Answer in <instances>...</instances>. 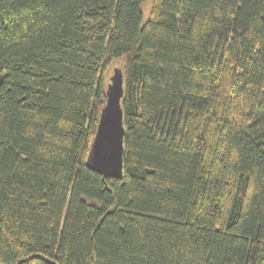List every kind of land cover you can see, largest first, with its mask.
Here are the masks:
<instances>
[{
  "label": "trees",
  "instance_id": "obj_1",
  "mask_svg": "<svg viewBox=\"0 0 264 264\" xmlns=\"http://www.w3.org/2000/svg\"><path fill=\"white\" fill-rule=\"evenodd\" d=\"M145 1L0 0V264H264V0Z\"/></svg>",
  "mask_w": 264,
  "mask_h": 264
},
{
  "label": "water",
  "instance_id": "obj_2",
  "mask_svg": "<svg viewBox=\"0 0 264 264\" xmlns=\"http://www.w3.org/2000/svg\"><path fill=\"white\" fill-rule=\"evenodd\" d=\"M122 72L115 67L106 87V102L99 115L97 128L87 156V166L103 177L122 174L123 135L121 98Z\"/></svg>",
  "mask_w": 264,
  "mask_h": 264
},
{
  "label": "rangeland",
  "instance_id": "obj_3",
  "mask_svg": "<svg viewBox=\"0 0 264 264\" xmlns=\"http://www.w3.org/2000/svg\"><path fill=\"white\" fill-rule=\"evenodd\" d=\"M149 2V0H146L144 3H143V8H144V6H148V3ZM146 8V7H145ZM145 12V11H144ZM115 67H117V68H119L120 69V67H119V62H115L112 66H111V68H110V71H109V75H108V82H109V77L112 75V73H113V70H114V68Z\"/></svg>",
  "mask_w": 264,
  "mask_h": 264
}]
</instances>
